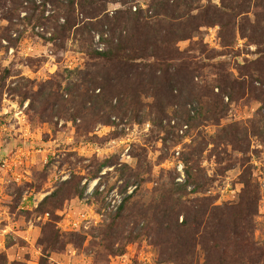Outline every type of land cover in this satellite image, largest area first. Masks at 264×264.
Here are the masks:
<instances>
[{"label":"rangeland","instance_id":"1","mask_svg":"<svg viewBox=\"0 0 264 264\" xmlns=\"http://www.w3.org/2000/svg\"><path fill=\"white\" fill-rule=\"evenodd\" d=\"M157 2L0 0V264H264V0Z\"/></svg>","mask_w":264,"mask_h":264},{"label":"trees","instance_id":"2","mask_svg":"<svg viewBox=\"0 0 264 264\" xmlns=\"http://www.w3.org/2000/svg\"><path fill=\"white\" fill-rule=\"evenodd\" d=\"M141 0H127L128 3H135V2H139ZM158 2L156 4L153 5L154 8H156V10H163L164 11V17L165 18H169L170 17V14H169V11H168V6L170 4V1L171 0H157ZM141 12H143L141 9H138L136 10V13L132 14L134 17L138 16V14H140V19L142 18L141 17ZM174 13V11H173ZM175 14V13H174ZM147 19H150L152 17H146ZM136 24V22H135ZM117 50V49H116ZM117 53V52H116ZM114 53V50L113 48L111 47V44L109 45V48L104 52V53H101L100 55L104 56L105 58H113L115 57V54Z\"/></svg>","mask_w":264,"mask_h":264}]
</instances>
